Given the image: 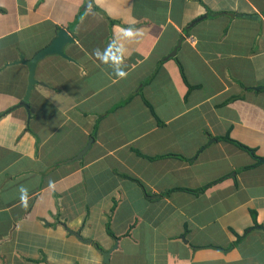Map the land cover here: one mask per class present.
Instances as JSON below:
<instances>
[{"label":"crops","instance_id":"crops-1","mask_svg":"<svg viewBox=\"0 0 264 264\" xmlns=\"http://www.w3.org/2000/svg\"><path fill=\"white\" fill-rule=\"evenodd\" d=\"M84 6L0 0V264H264V0Z\"/></svg>","mask_w":264,"mask_h":264},{"label":"water","instance_id":"water-1","mask_svg":"<svg viewBox=\"0 0 264 264\" xmlns=\"http://www.w3.org/2000/svg\"><path fill=\"white\" fill-rule=\"evenodd\" d=\"M91 6V0H85V6L84 8H88ZM244 16L256 19V15H251V14H245ZM73 41V37L71 34L63 27H60L57 30L56 36L48 43L46 46L42 47L38 51L35 52V54L30 57V58H25L24 55H21L18 60L15 62L17 63H23L28 67L29 73H28V83L25 91V95L23 97V101L20 103V106H24L27 111H29V104L28 100L30 97L31 90L33 89L34 85L38 82L37 79L35 78V68L37 65V62L42 59L43 57L47 55H52V54H57L61 55L63 57L69 58L65 52L66 46ZM177 51V47L174 48L173 52L171 55H175ZM93 138L91 137L86 144V146L77 154L76 158H81L83 154L88 150V148L91 146ZM259 162L264 161V157H258ZM75 234L82 238L80 233L75 232ZM104 255V260L106 262L109 261V255L110 251H103Z\"/></svg>","mask_w":264,"mask_h":264},{"label":"clouds","instance_id":"clouds-1","mask_svg":"<svg viewBox=\"0 0 264 264\" xmlns=\"http://www.w3.org/2000/svg\"><path fill=\"white\" fill-rule=\"evenodd\" d=\"M124 33L126 35H129V36L133 34L131 30H124ZM110 45H112V44L110 43ZM122 53H123L122 50L114 49V51H109L108 56H101L99 53V49H95L93 54L96 57H98V59L103 64H114V65H116V67L114 68V71H113L115 74V77L123 78L126 76V72L121 67H119V65H121L123 62V54ZM19 191L21 193V201L23 202L25 199L24 194L26 193V189L23 186H21Z\"/></svg>","mask_w":264,"mask_h":264},{"label":"trees","instance_id":"trees-1","mask_svg":"<svg viewBox=\"0 0 264 264\" xmlns=\"http://www.w3.org/2000/svg\"><path fill=\"white\" fill-rule=\"evenodd\" d=\"M179 65H180V64H179ZM180 68H181V73H182V75H183V77H184V79H185V81H186V77H185V74H184V71H183V67H182L181 65H180ZM189 87H191V86L189 85ZM219 139L229 141V142L235 144L236 146L240 147L241 149H243V150H245V151L251 153L255 158H258V156L256 155V150H255V148L250 147L249 145H246L245 143L240 142V141H238V140L232 138L228 133L225 134V135H223V136H219ZM251 166H253V165H252V164H251V165H246L244 168H249V167H251ZM136 180H137V179H136ZM211 184H212V183H211ZM211 184H210V183H209V184H206L203 188L205 189V188H207V187H208L209 185H211ZM175 189L189 190V191H194V192H195V190H193V189H187V188H180V187H178V188H175ZM172 190H174V189H169V190L165 191L164 194L169 193V192H171Z\"/></svg>","mask_w":264,"mask_h":264},{"label":"rangeland","instance_id":"rangeland-1","mask_svg":"<svg viewBox=\"0 0 264 264\" xmlns=\"http://www.w3.org/2000/svg\"><path fill=\"white\" fill-rule=\"evenodd\" d=\"M22 38H24V36H22ZM23 46H26L27 48H29V40L28 41H23ZM261 248L262 249V245H253V253L255 254V255H257V260L258 261H260V262H263V260H264V257H262L261 255H263L264 256V250H258V248ZM253 259H255V256L253 257ZM245 263H247V262H245ZM231 264H241V263H236V262H233V263H231ZM257 264V263H256Z\"/></svg>","mask_w":264,"mask_h":264}]
</instances>
